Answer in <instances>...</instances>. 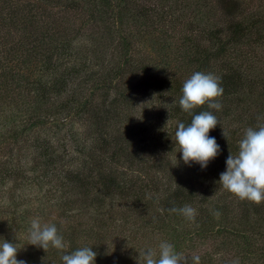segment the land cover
<instances>
[{"label":"trees","instance_id":"trees-1","mask_svg":"<svg viewBox=\"0 0 264 264\" xmlns=\"http://www.w3.org/2000/svg\"><path fill=\"white\" fill-rule=\"evenodd\" d=\"M188 1L183 9L192 6L199 23L176 38L172 9L152 0H0V212L9 215L0 242H24L13 216L24 204L19 188L88 213L85 223L64 210L67 220L50 222L64 250L45 253L26 240L18 260L62 264L63 254L88 246L95 264H137L140 252L158 258L168 242L186 264L195 256L199 264H264V202L240 201L218 184L245 131L231 128L234 114L244 129L264 123V0ZM196 71L220 77V110L180 108ZM147 98L146 109L160 108L154 117L139 111ZM201 111L219 121L209 135L220 153L206 169L185 165L175 148L178 122L187 126ZM67 128L79 130L69 137ZM185 204L194 220L168 211Z\"/></svg>","mask_w":264,"mask_h":264},{"label":"clouds","instance_id":"clouds-1","mask_svg":"<svg viewBox=\"0 0 264 264\" xmlns=\"http://www.w3.org/2000/svg\"><path fill=\"white\" fill-rule=\"evenodd\" d=\"M223 91L220 77L196 71L183 83L179 106L188 114L205 105L209 109L220 110L222 105L219 98L222 97ZM260 119L264 118L258 117V120ZM218 124L219 121L212 111H201L194 115L187 126L178 122L175 148L182 154L185 165L196 163L201 169H206L219 155L220 146L215 137L209 135ZM223 135L226 138L224 132ZM225 163L226 171L220 173L218 184L240 201L257 205L264 202V123L245 129L243 138L238 142L237 154L230 153ZM168 211L177 213L189 221L194 220L197 214L196 210L187 204L180 208L171 207ZM213 214L217 217L220 215L219 212ZM27 240L29 245L42 249L45 253L50 248L59 251L67 247L56 225L42 224L39 218L31 220ZM19 251L18 243L4 240L0 242V264H26V261L17 259ZM96 256L93 247L84 246L70 254H63L61 261L62 264H95ZM193 261L194 264H199V256L193 257ZM137 264H186V259L174 250L171 243L161 242L158 258L156 251L148 249L139 253Z\"/></svg>","mask_w":264,"mask_h":264},{"label":"rangeland","instance_id":"rangeland-1","mask_svg":"<svg viewBox=\"0 0 264 264\" xmlns=\"http://www.w3.org/2000/svg\"><path fill=\"white\" fill-rule=\"evenodd\" d=\"M152 1L158 6H163V5L166 6V8H168L167 10H169L170 8L172 9L170 11L169 16L171 18H173V23L172 24L169 23L168 25H173L174 29H173V27L170 28L168 34L174 35L176 38L181 36L183 33H186V30L189 28L188 24L190 22H191V24L199 23V17H194L191 13L192 6L190 8L188 7L189 9L188 8L183 9L185 6L184 2H187L188 0H163L162 1L163 3L160 0H156V1L152 0ZM255 4H257V2H255ZM168 19H169V17H168ZM168 28H169V26H168ZM261 50H262V48H260V51ZM260 54H261V58L264 59V52H262V53L259 52V55ZM263 65H264V63H263ZM261 77L264 79V72L261 73ZM252 99L255 100L254 97ZM250 101L251 100H245L246 108H247V103ZM138 102H139L138 105L140 108L139 111H144V109L147 110V114L141 113L142 115L146 114L147 116L154 117L160 111V108H155L158 103H155L154 107L152 105L148 104V106H147L148 109H146L144 107L147 103L150 102L149 98L138 100ZM234 115H236V116L234 117L233 121H230L231 128H238L239 127L240 131L247 129L248 127L245 129L241 128L242 124L236 120L237 118L240 117V114L236 113ZM241 116H244V115H241ZM52 128L48 127L49 130H51ZM78 130L79 129H74V128L68 130V128H67V134H69V137H71L70 135L74 132H77ZM43 133L45 134V132H42V133H40V135ZM59 134L64 135L65 134L64 130L60 131ZM48 135H45V136H48ZM29 136L31 137L33 135L29 134ZM77 136H80V135L78 134ZM142 136H146V139L149 140V137L154 136V134L151 133V135H150V133H146L145 135H142ZM62 151H66V152L71 151V146L69 144H67L65 146V148H62ZM70 154H71V152L69 153V155ZM31 155L33 156L34 154H31ZM31 155H29V156L27 155L26 160L30 159L32 157ZM43 194H44V190H39L35 187H33L32 189H29V190H27V189L22 190L21 188H19V190L15 194L18 203H20V202L24 203L23 205H21V207L19 209L16 210V212H14V215H13L15 217V219L17 221H19V224H20L19 228L25 231V233L23 232V234L22 233L19 234V237L24 242L27 240V228L24 225V223H25L24 220H29L31 222L32 219L39 218L41 223L43 224V223H50L54 220H58V221L59 220H61V221L67 220V218H65L64 215L69 216L71 219L74 218V220H77V221L82 222V223H85L88 220V213L87 212L80 213L78 211V216H77L76 215L77 212L70 213L69 209L65 208V206L63 207L62 201L53 200V199L49 201V198L46 199V197ZM1 203L3 204V207L1 209H5L6 205L4 206V203L5 204L9 203V201L7 199H5ZM10 209H11V206H10ZM62 211L64 212V215H63ZM73 215H74V217H73ZM6 219H9V215H6V211H5V214L0 212V220H6ZM20 222H22V223H20ZM19 231L22 232L21 230H19ZM15 232H17L16 229H15ZM24 242H19L18 243L19 246H23L22 243H24ZM19 255L20 254L18 252L17 257H19Z\"/></svg>","mask_w":264,"mask_h":264}]
</instances>
